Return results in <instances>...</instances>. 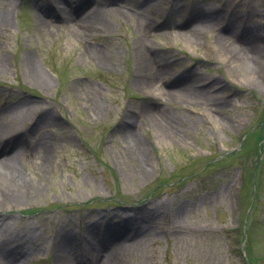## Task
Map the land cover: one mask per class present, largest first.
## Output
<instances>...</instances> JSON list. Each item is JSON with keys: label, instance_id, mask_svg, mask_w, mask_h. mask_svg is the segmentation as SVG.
I'll return each instance as SVG.
<instances>
[{"label": "rangeland", "instance_id": "374dc122", "mask_svg": "<svg viewBox=\"0 0 264 264\" xmlns=\"http://www.w3.org/2000/svg\"><path fill=\"white\" fill-rule=\"evenodd\" d=\"M104 2L107 29L77 42L58 13L40 25L46 0H0V136L28 131L12 154L34 185L0 204V239L28 232L17 264H57L63 230L81 239L96 220L138 216L144 233L122 242L130 251L120 264H246L245 252L264 264V63L224 43L228 25L264 37V0ZM139 12L153 21L149 53L171 68L161 96L134 82ZM197 27L194 37L179 33ZM181 84L207 89L213 106L167 95ZM149 108L174 123L154 121ZM45 143L46 153L37 150ZM238 216L246 240L226 232Z\"/></svg>", "mask_w": 264, "mask_h": 264}, {"label": "bare ground", "instance_id": "6f19581e", "mask_svg": "<svg viewBox=\"0 0 264 264\" xmlns=\"http://www.w3.org/2000/svg\"><path fill=\"white\" fill-rule=\"evenodd\" d=\"M79 1L70 0V2L72 3H77ZM149 1L157 0H146L147 3ZM97 2L94 1V8L89 10L85 8L90 3H92V0H84V4H80L81 7L79 8V11L75 13V15L68 12H59L57 18L61 20L66 18L68 20L70 28L69 30L71 32L70 37L72 39H76L77 42L78 40L81 41L85 40V38H90L97 32H102L103 30L107 29L108 23H106L105 20V18L107 17V14L105 13L107 11L105 12L102 6V4H105V2H101L99 4ZM84 9L86 11H84ZM140 9L142 10L143 8L141 7ZM38 11L41 17L39 19V23L43 26L47 25V22L45 20L48 16H52L53 18L55 15V10L53 7L49 8L48 10L38 8ZM114 11L120 12L119 9H115ZM80 13L81 16L78 17ZM136 14L137 16H139L138 18H140L137 20L136 27L140 34V37L137 41L139 45H142L143 48H139H142L143 52H141V50L139 49L138 61L140 62L141 67L136 73L134 82L137 86H145L148 89H152L153 91H155V93L158 92L157 95L161 96L164 93V89L161 87V85L158 86V84L161 82L162 78L170 76L169 73L171 71V68L160 55L151 54L148 51L149 46L147 38L149 37L150 32H152L153 21L150 18L148 19L142 12ZM208 17L209 19L217 20L219 15L209 14ZM228 26L227 32L230 33V39L228 37H225L224 43H226L229 47H232L237 52V56L240 57L239 59L245 57L250 59V62L258 61L264 63L263 35L258 34L256 36H252L250 32H247L246 36L243 35V37H240V34H238L239 31L232 29L230 32V25ZM198 30L199 28L197 27L195 29L191 28L184 33L182 31L179 33L193 36L192 34H196ZM234 38L236 39V41H233ZM227 51H229L228 47L222 50L223 53L226 52L228 54ZM92 52L95 56L100 57L101 52ZM220 57L222 58L221 55ZM222 60L227 61L226 57L222 58ZM251 74L254 75V73L252 72ZM38 79L43 81L40 76H38ZM166 93L170 96L172 95V93H176L178 96H181L185 101L189 103L213 106L210 98L211 96L205 88H197L191 91L187 85L181 84V86L177 88V90H171L169 92L166 91ZM150 109L153 110L152 108H149V110ZM43 112V115L47 114V110H44ZM149 115H152L155 118L154 121L156 120L165 125L168 124L167 121H169L170 123H174L175 121V119H173L170 115V112L166 109L153 110L149 113ZM24 136H28V131L20 134L16 133L15 135L8 134L7 136H0V154L6 152H8L9 154L7 157L0 159V182L5 183L2 186L0 185V204H6V202L11 199H15V201L19 202V199H22L25 194H30L34 188V185L25 170L17 166V162L19 159H17L12 154L14 148L21 144V139ZM47 148L48 145L47 143H45L40 145L37 150H41L46 153ZM46 156L47 155H45V158ZM43 162H41V169L39 168V165H36L37 170H39L38 173H45ZM31 171L32 173H34L36 170L34 169L33 171V169H31ZM151 210L152 209H150V211ZM144 223V221H139L138 216H134L128 219L125 218L124 220L122 219L121 221H117L116 223H113L109 220L108 224L105 225L104 228V231L106 230L105 237L103 236V238L101 239L97 236L96 233L97 229L99 230L104 226L103 224H101L100 219L94 221V223L92 224V231L81 236V239H79V236L75 233L68 230H63L57 237L54 260L57 264H120L119 260L121 257L119 254L128 253L130 251V247L124 244L125 240H122L123 237H140L144 233ZM33 239V236L29 235L28 232L25 233L21 241L15 243L9 242L11 240L7 236H5L4 239H0V264H17L19 256H21L25 251V241L32 242ZM74 249L77 250L79 259L71 255V251H73ZM85 251H87L88 253L86 256ZM104 258L107 260H104ZM96 259L97 261H95Z\"/></svg>", "mask_w": 264, "mask_h": 264}, {"label": "trees", "instance_id": "16d2710c", "mask_svg": "<svg viewBox=\"0 0 264 264\" xmlns=\"http://www.w3.org/2000/svg\"><path fill=\"white\" fill-rule=\"evenodd\" d=\"M224 162V161H223ZM223 162H221V163H223Z\"/></svg>", "mask_w": 264, "mask_h": 264}]
</instances>
